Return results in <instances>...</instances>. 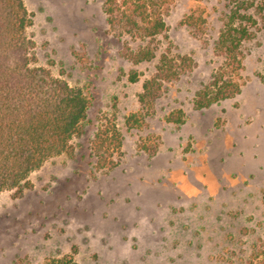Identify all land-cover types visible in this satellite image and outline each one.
Returning a JSON list of instances; mask_svg holds the SVG:
<instances>
[{
    "label": "rangeland",
    "instance_id": "374dc122",
    "mask_svg": "<svg viewBox=\"0 0 264 264\" xmlns=\"http://www.w3.org/2000/svg\"><path fill=\"white\" fill-rule=\"evenodd\" d=\"M24 2L36 64L82 87L90 106L67 152L33 170L30 187L0 193V264L66 253L79 264H247L264 246V10H247L259 23L242 47L241 92L197 109L195 93L220 62L214 42L231 0H173L156 56L139 63L122 52L140 42L110 31L103 0ZM191 12L206 18L202 33L182 23ZM162 52L190 55L193 67L165 84L144 129L129 130L125 117L139 110ZM177 108L186 121L165 120ZM113 116L124 155L114 169L94 171L91 138L99 119ZM149 135L157 137L154 153L139 148Z\"/></svg>",
    "mask_w": 264,
    "mask_h": 264
},
{
    "label": "trees",
    "instance_id": "16d2710c",
    "mask_svg": "<svg viewBox=\"0 0 264 264\" xmlns=\"http://www.w3.org/2000/svg\"><path fill=\"white\" fill-rule=\"evenodd\" d=\"M173 0H103V11L110 31L117 37L128 35L140 42L137 49L126 46L122 52L135 63L156 56L155 41L167 30L164 7ZM233 6L224 15L223 26L214 42V53L220 58L211 79L199 88L193 98L202 109L233 98L242 89L244 69L243 44L254 37L258 19L247 10L264 2L231 0ZM33 22L24 0H0V193L7 188L31 186L28 176L52 156L67 152L72 138L83 132L88 117L90 97L82 87L72 86L36 64V43L27 33ZM194 32L202 33L206 18L191 12L182 20ZM190 55L179 58L162 52L155 73L143 83L138 94L140 108L125 117L127 129H144L154 113V105L165 84L179 79L193 67ZM136 82L139 73H130ZM187 116L177 108L165 120L182 124ZM90 141L94 171H110L124 155L123 133L115 116L99 119ZM156 135L139 142L140 150L154 153ZM153 139V141H152ZM151 140V142H147ZM40 264H79L73 253L47 258ZM247 264H264V246H256Z\"/></svg>",
    "mask_w": 264,
    "mask_h": 264
}]
</instances>
